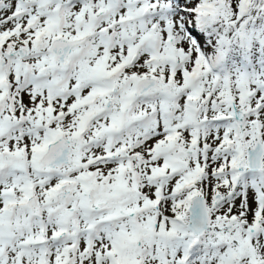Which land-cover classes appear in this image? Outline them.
<instances>
[{"label":"snow or ice","instance_id":"1","mask_svg":"<svg viewBox=\"0 0 264 264\" xmlns=\"http://www.w3.org/2000/svg\"><path fill=\"white\" fill-rule=\"evenodd\" d=\"M0 264H264V0H0Z\"/></svg>","mask_w":264,"mask_h":264}]
</instances>
